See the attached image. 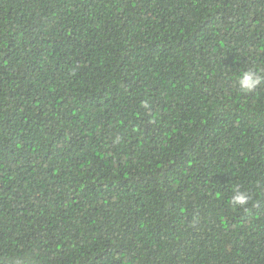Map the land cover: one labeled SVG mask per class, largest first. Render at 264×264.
Segmentation results:
<instances>
[{
  "label": "trees",
  "instance_id": "trees-1",
  "mask_svg": "<svg viewBox=\"0 0 264 264\" xmlns=\"http://www.w3.org/2000/svg\"><path fill=\"white\" fill-rule=\"evenodd\" d=\"M248 68L264 0H0V264H264Z\"/></svg>",
  "mask_w": 264,
  "mask_h": 264
},
{
  "label": "clouds",
  "instance_id": "clouds-1",
  "mask_svg": "<svg viewBox=\"0 0 264 264\" xmlns=\"http://www.w3.org/2000/svg\"><path fill=\"white\" fill-rule=\"evenodd\" d=\"M237 87L245 94L254 93L262 84H264V73L259 70L248 68L239 73L236 80ZM147 103L145 107H147ZM119 142V137L116 138ZM249 194L243 191L234 190L230 203L233 206L244 208L249 203Z\"/></svg>",
  "mask_w": 264,
  "mask_h": 264
}]
</instances>
